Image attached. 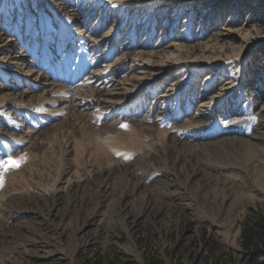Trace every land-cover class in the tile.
<instances>
[{"label":"rangeland","instance_id":"1","mask_svg":"<svg viewBox=\"0 0 264 264\" xmlns=\"http://www.w3.org/2000/svg\"><path fill=\"white\" fill-rule=\"evenodd\" d=\"M252 210L264 0H0V264H243Z\"/></svg>","mask_w":264,"mask_h":264},{"label":"trees","instance_id":"2","mask_svg":"<svg viewBox=\"0 0 264 264\" xmlns=\"http://www.w3.org/2000/svg\"><path fill=\"white\" fill-rule=\"evenodd\" d=\"M240 244L249 255L243 264H264V213L251 211L242 225Z\"/></svg>","mask_w":264,"mask_h":264},{"label":"snow or ice","instance_id":"3","mask_svg":"<svg viewBox=\"0 0 264 264\" xmlns=\"http://www.w3.org/2000/svg\"><path fill=\"white\" fill-rule=\"evenodd\" d=\"M120 127L126 129L127 125L121 124ZM8 164L11 165L12 167H18L19 166V162L18 161H14V160H11V159H9Z\"/></svg>","mask_w":264,"mask_h":264},{"label":"bare ground","instance_id":"4","mask_svg":"<svg viewBox=\"0 0 264 264\" xmlns=\"http://www.w3.org/2000/svg\"><path fill=\"white\" fill-rule=\"evenodd\" d=\"M154 64L153 63H151V64H147V65H143L142 67H140L141 69H146V67H149V66H153ZM204 66V65H203ZM200 68V67H199ZM83 101V100H82ZM86 101H88V100H86ZM90 101V100H89ZM92 101H93V99H92ZM98 101V100H97Z\"/></svg>","mask_w":264,"mask_h":264}]
</instances>
